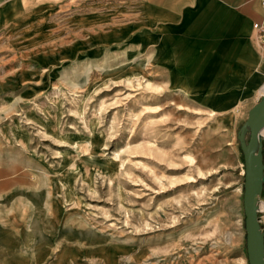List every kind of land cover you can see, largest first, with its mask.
<instances>
[{
  "label": "rangeland",
  "instance_id": "rangeland-1",
  "mask_svg": "<svg viewBox=\"0 0 264 264\" xmlns=\"http://www.w3.org/2000/svg\"><path fill=\"white\" fill-rule=\"evenodd\" d=\"M143 6L0 0V264H249L237 131L264 73H202Z\"/></svg>",
  "mask_w": 264,
  "mask_h": 264
},
{
  "label": "crops",
  "instance_id": "crops-1",
  "mask_svg": "<svg viewBox=\"0 0 264 264\" xmlns=\"http://www.w3.org/2000/svg\"><path fill=\"white\" fill-rule=\"evenodd\" d=\"M137 1L146 9V39L160 41L161 48L167 47L168 42H171L169 47L174 48L176 43L185 57H204L205 62L200 64L199 70L231 71L236 80L240 79L238 73L252 80L264 73V66L260 65L249 40L252 23L264 18L261 0ZM220 57L225 68L219 67ZM252 63L256 66H249ZM261 139L264 161L263 134ZM43 251L39 247V252ZM62 256L57 254L56 259Z\"/></svg>",
  "mask_w": 264,
  "mask_h": 264
},
{
  "label": "water",
  "instance_id": "water-1",
  "mask_svg": "<svg viewBox=\"0 0 264 264\" xmlns=\"http://www.w3.org/2000/svg\"><path fill=\"white\" fill-rule=\"evenodd\" d=\"M263 126L264 97H261L248 109L246 119L237 131L244 161L242 203L249 264H264V230L258 216V200L264 186L263 141L260 134Z\"/></svg>",
  "mask_w": 264,
  "mask_h": 264
},
{
  "label": "built area",
  "instance_id": "built-area-1",
  "mask_svg": "<svg viewBox=\"0 0 264 264\" xmlns=\"http://www.w3.org/2000/svg\"><path fill=\"white\" fill-rule=\"evenodd\" d=\"M261 2L264 4V0H261ZM252 28L254 29L255 37L259 45L264 50V18L258 21H254L252 23ZM263 205H264V192L261 195V198L259 197V200H258V212L259 210L264 211V207H262Z\"/></svg>",
  "mask_w": 264,
  "mask_h": 264
},
{
  "label": "bare ground",
  "instance_id": "bare-ground-1",
  "mask_svg": "<svg viewBox=\"0 0 264 264\" xmlns=\"http://www.w3.org/2000/svg\"><path fill=\"white\" fill-rule=\"evenodd\" d=\"M203 67H204V66H203ZM203 67H202V68H203ZM197 69H198V68H197ZM214 70H215V69H214ZM200 71L203 73L202 70H200ZM198 78H199V76H198ZM206 78H207V77H206ZM206 78H205V79H206ZM210 78H211V77H210ZM210 78H208L207 81H209ZM191 79H192V78H191ZM199 80H200V79H199ZM202 81H203V80H202ZM205 81H206V80H205ZM194 82H195V81H194ZM195 83H196V82H195ZM198 83H200V82H198ZM202 84H203V82H202ZM205 85H207V84H205ZM261 86H262L261 89H260V90H261V93H264V83H263V85H261ZM199 99H200V98H199ZM199 99H198V100H199ZM205 100H206V99H205ZM260 134H263V135H264V126L260 129ZM262 207H264V205H263ZM263 220H264V219H263Z\"/></svg>",
  "mask_w": 264,
  "mask_h": 264
}]
</instances>
